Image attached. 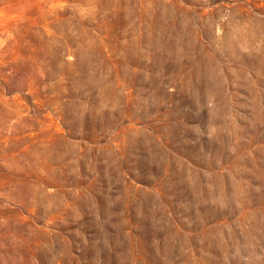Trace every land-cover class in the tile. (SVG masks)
I'll return each mask as SVG.
<instances>
[{"label":"rangeland","instance_id":"rangeland-1","mask_svg":"<svg viewBox=\"0 0 264 264\" xmlns=\"http://www.w3.org/2000/svg\"><path fill=\"white\" fill-rule=\"evenodd\" d=\"M0 264H264V0H0Z\"/></svg>","mask_w":264,"mask_h":264}]
</instances>
